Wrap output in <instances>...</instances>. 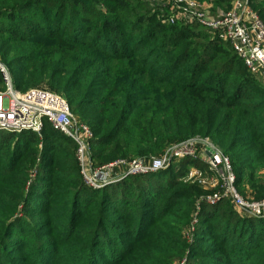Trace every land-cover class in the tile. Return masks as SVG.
Instances as JSON below:
<instances>
[{"label":"trees","instance_id":"1","mask_svg":"<svg viewBox=\"0 0 264 264\" xmlns=\"http://www.w3.org/2000/svg\"><path fill=\"white\" fill-rule=\"evenodd\" d=\"M95 1L108 5L105 16L97 9ZM200 1L220 6L223 0ZM128 2L0 0V59L15 72L11 76L14 88L25 91L22 87L46 80L51 88L65 94L71 112L91 129L93 164L94 160L106 161L94 165L117 158L158 156L174 142L193 136L208 137L223 146L225 154L234 155V161L230 162L237 188L241 180L239 169L235 167H250L256 171L258 161L264 160V155L260 154L264 151V129H261L264 102L255 104L249 100L252 98L249 96L258 92L253 89L252 76H255L248 72L227 43L230 51L221 50V41L207 35V31H195L196 25L163 24L164 21L158 22L150 15L141 22L139 18L142 17L131 15ZM225 4L227 10L229 0H225ZM257 13L259 17L260 14L264 16L263 9ZM133 32H137V37L131 44ZM196 38L204 41L194 42ZM153 54L154 58L150 59ZM239 64L242 69H237ZM96 80H99L98 98L92 93ZM49 134L64 137L53 132L46 123L40 136L31 132H0V150H5L7 143L4 141L8 139L18 144L25 139L47 138ZM66 140L75 153L74 142ZM185 160L182 169L186 171L188 164L195 160ZM255 171L243 180L253 200H262L264 180L257 177ZM157 172L114 182L116 184L110 189L97 191L98 199L93 195L94 189L86 186L82 179L79 183L70 182L69 192L81 188L85 197L74 206L71 200L65 201L62 208L68 215L71 210L75 214L85 213L89 199L97 201L99 210L107 206L119 214L98 212L88 219L85 224L89 231L81 238L85 244L77 247L78 253L89 254L82 263L144 264L148 257L140 261L131 258L135 248L149 236L167 229L163 222L174 216L175 206H179L183 218L190 214L193 198L199 194L200 187L193 184L192 191L181 195L179 182L172 181L163 189ZM132 187L137 192L136 198L130 193ZM131 199L133 207H129ZM51 207L59 208L54 201L49 202V209ZM157 209L161 212L156 215ZM214 211L198 221L202 231L204 224H209L205 229L213 228ZM50 212L55 213L54 210ZM130 215L132 223L127 221ZM106 217H113V220L108 221ZM56 227L61 229V225ZM234 228V238L244 241L247 235V241L239 245V249L231 245L226 250L222 246L221 257H213V249L206 250L205 262L264 264V245H261L264 243V217L239 220ZM55 234L58 235V231ZM114 235L116 240L131 244L122 248L124 256L118 259L112 252L107 254L103 250L106 246L114 247L111 245ZM8 258L5 256L4 260ZM19 261L16 260V264H21ZM46 262L52 263L54 259L48 257Z\"/></svg>","mask_w":264,"mask_h":264},{"label":"rangeland","instance_id":"2","mask_svg":"<svg viewBox=\"0 0 264 264\" xmlns=\"http://www.w3.org/2000/svg\"><path fill=\"white\" fill-rule=\"evenodd\" d=\"M164 1L165 0H129L128 7L132 9V16L135 15V18L142 17L139 18L140 21L143 20L145 16L150 15L154 20L160 21L161 23L164 21L163 24H165V22L167 23L170 13L167 8L162 6ZM207 4H209L212 13H215L216 10H225L228 7L225 4V0L221 1L220 6H214L210 1H208ZM95 5L97 9L101 11L102 16H105L104 14H106L108 5L100 1H95ZM251 7L256 12H258L259 9L264 10V0H251ZM260 17L264 23V16L260 14ZM152 22L154 21L152 20ZM194 30L197 32H206L200 30L196 26ZM206 33L209 36L214 35L209 32ZM136 37L137 32H133V37L130 40L131 44L136 41ZM193 41L201 43L204 39L196 38ZM219 45L221 50L230 51L224 41H221ZM229 53L231 54V52ZM154 56L155 54H153L150 59H153ZM150 61L151 60H149V62ZM0 63L6 69L11 80V76H13L15 72L10 71L9 66L3 63L1 59ZM237 69H242L240 64ZM252 79L255 83L253 89L258 92L255 93L256 95L249 96L252 97L249 99L251 101L250 103H260L261 100V103H263L264 99L262 98L264 97V92L260 89V86H258L260 85L259 81L253 76ZM98 83L99 80H96L94 82L95 86L92 88V93L95 95V98L99 97V90L97 88ZM13 84H15V82ZM3 85L4 82L0 72V88H2ZM35 87L44 88L66 99L65 94L51 88L46 80L40 81L34 85L24 86L22 90ZM257 97H261V99L259 100ZM262 111L264 112V107ZM76 118L79 120L78 117ZM261 129H264V126H262ZM64 137L49 134L47 138H43L42 136L39 138L25 139L18 144L10 139L4 141L7 143L5 150H0V264H16L15 261L18 259L21 264H84L82 263V259H87V255L89 256V254L78 253L77 247L84 246L85 244V240L81 239L89 231L85 223H87L89 218L95 217L98 212L103 215L104 213L119 215L118 212L107 206H103L99 210L98 204L96 203L97 201H90V199L87 201V203L90 204L85 213L75 214L74 211L72 212L70 209L71 211L68 215L67 212L64 211L62 205H65V201H68V199L71 200L72 206H74L76 201L77 203H81L85 197V192H83L81 188L69 192L70 182L78 181L79 183L81 182L82 176L73 147ZM197 137L201 136L185 138L168 145V147ZM208 141L220 152L225 154L223 146L215 144L210 138H208ZM26 149H28V151H26ZM260 154L264 155V151H261ZM225 155L229 157L230 161H234L233 154L227 153ZM28 156L33 159L27 161L25 158ZM249 156L252 157V153L249 154ZM185 159L188 158L172 160L169 166L161 169L157 173H160L159 180L163 189L170 185L172 181H178L180 184L179 187L182 188L180 192L181 195L188 191H192L193 184L200 187L199 194H197V197L195 196L193 198V208H191L190 214L186 216V218H183L179 206H175L173 209L174 216L166 218L163 222L167 229L158 231L155 236H149L146 241H143L135 248V255H131V258L135 261L145 260L146 257H148L147 260L144 261V264H207L205 258H203L206 250L213 249L215 251L213 252V257H221L223 256L221 255L222 246L223 249L226 250L231 245L239 249V245L247 241V235L244 241H238V238H234L233 233L235 232L234 225L236 222L247 219L250 216H247L241 211L238 212L227 199L223 198L219 201L212 202V195L218 193L219 190L214 178L207 172L206 168L197 161L190 165L188 164L186 171L183 170L182 165L186 162ZM104 162L106 161L102 159L98 161L94 160V164ZM256 167L258 168L256 171L252 170L250 167H235V169H239L237 171L240 172L239 177L241 180L236 189L243 198L253 199L248 186L243 180L244 176L251 171H255V175L264 180V160H259ZM192 169L201 170L204 183L198 184L196 181L188 179V171ZM115 184L114 182L106 184L102 189H110ZM133 184H135V181ZM93 189L95 191L93 195H97L95 199H98L100 196V194H97L99 188L96 187ZM133 189V187L130 189V193L136 198L137 192L133 191ZM66 191H68V193ZM78 191L80 192L78 193ZM77 193L79 196L76 195ZM135 198L134 200H136ZM175 198L186 199L184 196H175ZM50 201L56 202L59 208L51 207L49 209ZM202 204L205 206H202ZM133 206L131 199L129 207ZM50 210H54L55 213L52 214ZM213 210H215V213H213L215 219L211 221L213 230L205 229L209 224H204V230L202 231V226L198 224V221L203 219L208 213H212ZM136 211L139 212L138 209ZM160 212V209L155 210L156 215ZM58 216H60V218ZM112 218L113 217H106L105 219L111 221L113 220ZM127 221L128 223H132L133 220L131 215L128 217ZM55 225H61V229L57 228ZM56 231H58V235L55 234ZM210 232L212 234H210ZM212 235L214 236L212 237ZM111 245L114 247L106 246L103 250H105L107 254L112 252L113 257L116 259L120 256H124V252L122 251L123 247L128 248L131 246L130 242L123 243L120 240H116L115 235L111 240ZM261 245H264V243ZM41 253H46V256H41ZM232 254H234V252H232ZM138 255L142 256L138 258ZM5 256L10 258L4 260ZM48 257L54 259V262L47 263L46 259Z\"/></svg>","mask_w":264,"mask_h":264},{"label":"built area","instance_id":"3","mask_svg":"<svg viewBox=\"0 0 264 264\" xmlns=\"http://www.w3.org/2000/svg\"><path fill=\"white\" fill-rule=\"evenodd\" d=\"M229 2L227 10H216L215 13L210 11L209 4L199 0H165L162 6L170 13L169 24L196 25L227 43L264 88V23L252 9L250 0ZM0 72L4 82L0 88V131L31 132L40 136L44 124H48L53 132L74 142L75 157L86 186L101 189L126 177L160 171L172 160L190 158L203 165L218 185V193L212 195V202L224 198L238 212L250 217H264V199H246L238 193L229 157L207 137L168 147L157 157L115 159L96 166L91 159V129L76 118L64 97L39 87L17 91L1 63ZM187 177L198 184L204 183L199 169L189 170Z\"/></svg>","mask_w":264,"mask_h":264}]
</instances>
